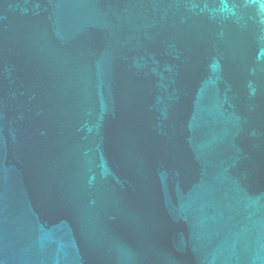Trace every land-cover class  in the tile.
Wrapping results in <instances>:
<instances>
[{
	"label": "water",
	"instance_id": "95a60500",
	"mask_svg": "<svg viewBox=\"0 0 264 264\" xmlns=\"http://www.w3.org/2000/svg\"><path fill=\"white\" fill-rule=\"evenodd\" d=\"M0 264H264V0H0Z\"/></svg>",
	"mask_w": 264,
	"mask_h": 264
}]
</instances>
